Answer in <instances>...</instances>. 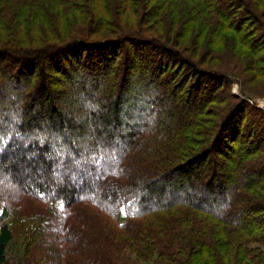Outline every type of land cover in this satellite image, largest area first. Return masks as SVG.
<instances>
[{"label":"trees","instance_id":"trees-1","mask_svg":"<svg viewBox=\"0 0 264 264\" xmlns=\"http://www.w3.org/2000/svg\"><path fill=\"white\" fill-rule=\"evenodd\" d=\"M260 97L264 0H0V264H264Z\"/></svg>","mask_w":264,"mask_h":264},{"label":"rangeland","instance_id":"rangeland-1","mask_svg":"<svg viewBox=\"0 0 264 264\" xmlns=\"http://www.w3.org/2000/svg\"><path fill=\"white\" fill-rule=\"evenodd\" d=\"M45 62H47V61L43 60L42 61V64L45 65ZM240 86H241V84H239V83H235L234 84V88H233V93L234 94H237V95L240 94V90H241ZM253 101L256 103V105L258 107L264 109V98H261V97L260 98H254ZM222 170L224 172H227L226 169L223 168V166H222ZM19 247H20V244L18 246V243H17V247H14V253H11V256H10V258H11L10 259V264H18V260H19V257H18L19 256L18 249H19ZM141 264H153V263L143 262Z\"/></svg>","mask_w":264,"mask_h":264}]
</instances>
